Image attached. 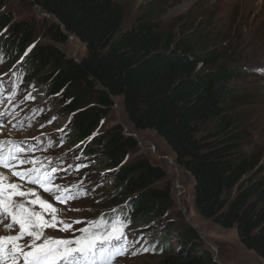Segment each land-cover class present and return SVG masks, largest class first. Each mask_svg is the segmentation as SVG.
<instances>
[{"label":"trees","instance_id":"16d2710c","mask_svg":"<svg viewBox=\"0 0 264 264\" xmlns=\"http://www.w3.org/2000/svg\"><path fill=\"white\" fill-rule=\"evenodd\" d=\"M4 1L0 0V55L3 49L7 56H16L27 82L38 78L51 93L61 95L64 109L72 115L67 141L86 146L87 156L80 155L84 162L89 156L101 167L102 157L118 168L109 195L121 203L117 217L159 219L170 200L169 191L156 186L166 177L163 169L145 160L123 163L136 143L121 129L84 143L113 98L122 100L135 130L154 131L177 165L190 173L199 215L221 228H235L242 245L264 260V176L242 151L236 108L247 98L229 83L243 75L242 70L223 63L218 50L204 48L201 36L160 30L147 12L122 31L117 0H29L54 19L47 30L53 41L70 37L84 44L86 54L76 61L51 45L33 44L36 23L11 26L12 16L1 10ZM92 144L100 150H89ZM122 193L130 197L120 201ZM162 226L154 221L146 227ZM196 235L191 231L189 242H180L183 252H170L162 264H216L208 252L199 250Z\"/></svg>","mask_w":264,"mask_h":264},{"label":"rangeland","instance_id":"374dc122","mask_svg":"<svg viewBox=\"0 0 264 264\" xmlns=\"http://www.w3.org/2000/svg\"><path fill=\"white\" fill-rule=\"evenodd\" d=\"M117 3L123 14L122 31L129 30L137 18L147 12L160 30L177 36L184 32L201 36L204 48L218 50L223 63L244 72L229 82L247 98L243 103L237 102L241 107L236 108V120L243 136L242 151L257 164L256 173L264 176V0H117ZM1 10L12 16L11 26L19 22L38 25L33 44L51 45L76 61L85 56L86 48L78 40L69 37L60 43L47 36L54 19L32 6L29 0H5ZM28 52L29 48L22 55L26 57ZM19 62L16 56H12L9 62L0 61V112L7 113L0 116V124L4 125L0 128V139H15L26 148H32L33 151L25 155L39 158L43 164L57 169L55 184L62 189H70L73 194H86L67 203H57L36 185L24 183L23 187L34 189L41 198L53 203L58 209V217L72 223L74 229L87 226L74 223L76 220L95 221L102 214L117 218L121 203H116L109 195L112 194L114 173L118 168L109 166L101 157V167L88 165L75 173L73 166L80 155L76 161L70 157L76 150H72L65 139L66 129H71L72 115L64 109L61 95L51 93L48 85L42 84L40 79L34 78L30 83L18 79L16 83L17 76H23V72L16 69ZM13 93L11 100L6 99ZM105 111L104 118L88 136L89 140H99L105 134L121 129L136 143L128 150L123 163L145 160L163 169L166 177L156 186L167 189L170 200L167 212L169 225L161 232V236L168 235L167 247L161 252L151 250L152 254L119 260L114 264H162V258L170 252L173 255L183 252L180 242H189L187 235L191 231L197 234L199 250L208 252L216 264H264L263 259L242 245L235 228H221L199 215L193 202L194 180L188 171L177 165L174 154L163 139L152 130H135L126 119L120 98H113ZM89 147L91 151L100 150L93 144ZM0 171L12 182L21 183L7 170ZM102 183H105L106 190L101 191L98 187ZM129 197L127 193L119 196L120 201ZM158 232L159 229L148 230L145 234L152 242L151 235ZM15 234L4 231L0 226V235ZM45 236L72 238L73 232L48 228Z\"/></svg>","mask_w":264,"mask_h":264},{"label":"snow or ice","instance_id":"6c2138e0","mask_svg":"<svg viewBox=\"0 0 264 264\" xmlns=\"http://www.w3.org/2000/svg\"><path fill=\"white\" fill-rule=\"evenodd\" d=\"M14 95L6 99L11 100ZM6 115L0 112V116ZM3 127L0 124V128ZM32 151L15 139H0V169L7 170L21 182H12L0 171V226L6 232L16 233L0 235V264H114L117 257L127 256L129 249L139 242L128 241L125 229L130 221L127 219L108 220L101 216L95 221L76 220L74 223L87 226L74 229L72 223L58 217L53 203L41 198L34 189L23 190L24 183L36 185L57 203H67L86 194H73L70 189L55 184L57 169L43 164L39 158L25 155ZM48 228L71 231L73 237H46ZM76 232L80 234L75 235ZM149 250L137 249L130 254L135 256Z\"/></svg>","mask_w":264,"mask_h":264},{"label":"clouds","instance_id":"9594fccd","mask_svg":"<svg viewBox=\"0 0 264 264\" xmlns=\"http://www.w3.org/2000/svg\"><path fill=\"white\" fill-rule=\"evenodd\" d=\"M30 48L31 47H29V51H30ZM2 53H6V51H4L2 49ZM23 57H25V55H23ZM19 58H21V56ZM10 59H11V57L8 60H6V61L9 62ZM21 62L22 61H20L19 63H21ZM25 81L27 82L26 79H25ZM70 130L71 129H68V128L66 129V137H65V139H66V142H67L68 146H72L67 141L68 135L72 132V131L70 132ZM84 143H86V145H88L89 138H87ZM72 147H73L72 150H74V149L76 150L73 153V155L70 156L73 160L76 161V156L77 155L87 156V154H86V151H87L86 150V146H84L83 143L82 144L81 143L74 144ZM93 162H94L93 159L88 156V160L86 162H84V163H78L77 162L75 165H77V167H79L81 170L86 168L88 165L97 167V166L93 165L94 164ZM98 187H100L101 191H103L104 189L106 190L105 183L100 184ZM167 212L168 211H166L162 216H160L159 219L155 218L154 220H136V217L134 216V214L132 216L125 215V216H120V217L125 218L128 221H130V223L128 224V227L125 229V232H126L127 236L137 235L136 241L141 240V242H144L145 240H147L146 242H151L150 241V236H146L147 234H145V232L148 231V230L159 229L158 233L151 235V237L153 238V241H152L153 250L152 251L161 252L162 249L167 247V245H168V235L161 236V232L166 230L168 228V225H169V223L167 221ZM102 216L105 217L106 219L109 218L108 216L103 215V214H102ZM154 221H159L160 224L163 225V226L162 227H158V228L146 227L151 222H154ZM148 254H152V253L151 252H149V253H141L139 255H148ZM139 255H135V256H139ZM135 256L127 255V256H124V257H121V258L117 259L116 262L119 261V260H123V259H131V258H133Z\"/></svg>","mask_w":264,"mask_h":264},{"label":"bare ground","instance_id":"6f19581e","mask_svg":"<svg viewBox=\"0 0 264 264\" xmlns=\"http://www.w3.org/2000/svg\"><path fill=\"white\" fill-rule=\"evenodd\" d=\"M16 69H18L19 71H22L23 72V70H21L20 68H18V67H16ZM22 78H24V76H22ZM77 157V156H76ZM77 160V159H76ZM78 162H80V163H84V161H83V159L79 156V159L77 160ZM24 186V185H23ZM29 188H27V187H23V190H28ZM32 198V197H31ZM30 198V199H31ZM39 242V241H38Z\"/></svg>","mask_w":264,"mask_h":264}]
</instances>
